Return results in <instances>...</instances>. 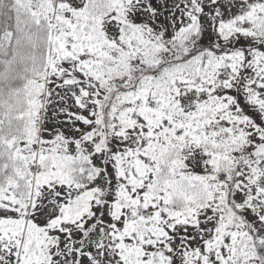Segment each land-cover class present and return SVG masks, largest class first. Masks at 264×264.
I'll return each mask as SVG.
<instances>
[{"label": "snow or ice", "instance_id": "6c2138e0", "mask_svg": "<svg viewBox=\"0 0 264 264\" xmlns=\"http://www.w3.org/2000/svg\"><path fill=\"white\" fill-rule=\"evenodd\" d=\"M0 264H264V0H0Z\"/></svg>", "mask_w": 264, "mask_h": 264}]
</instances>
